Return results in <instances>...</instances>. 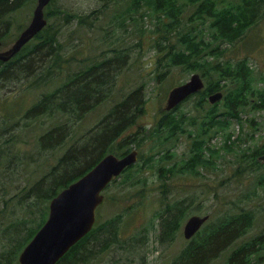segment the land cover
I'll use <instances>...</instances> for the list:
<instances>
[{"label": "trees", "instance_id": "16d2710c", "mask_svg": "<svg viewBox=\"0 0 264 264\" xmlns=\"http://www.w3.org/2000/svg\"><path fill=\"white\" fill-rule=\"evenodd\" d=\"M101 1L106 2V6L110 2H117ZM27 2L28 0H0L2 46L9 29L7 19ZM133 2L139 9L143 7L144 12H152L158 20L156 27L161 26L162 33L166 34L162 36L165 46L162 42L156 44L158 79L165 78L167 73L180 67L186 73H200L203 79L208 80L204 90L183 102L197 100V117L178 115L177 111L182 103L172 111L162 110L155 128L146 130L139 122L146 114L147 103L145 88L140 86L114 103L93 129L76 137V124L112 98L116 81L125 69L127 60L122 62L118 58L103 57L77 72L69 69L66 72L65 65L69 66V59L62 55L63 47L58 41V31L47 25L11 60L0 61V87L5 90L9 88V84L15 83L14 85L19 88L24 81H29V84L32 79H34L32 85L37 87L39 84H46L45 81L49 78L62 77L61 85L53 92L37 98L23 116L27 121L26 128L32 127L35 122L38 124L44 118H67L65 122L57 123L41 134L39 128H34V134H37L38 138L36 145L39 155L36 160V173H39L42 167H47L42 161L44 158L55 156L57 152L62 153L54 163L49 164L46 172L34 184L19 191L9 204L5 202V208L21 210L26 217L12 220L4 230V239L8 243L4 244L3 252L0 250V264H18L21 252L47 221L49 203L64 189L89 173L105 156L114 154L124 157L131 152L133 146L141 148L142 143L147 140H154L161 151L169 142H178L182 135L188 133L189 137L193 138V143L186 160L166 168L165 163L172 161L174 155L170 150L156 153L155 147L148 157L142 156L144 161L146 160L143 167H157L158 178L163 181L160 197L161 208L165 206V209L160 214V241L164 244L172 243L182 227L190 204H186L185 201L167 202V180L180 174H197L201 167L211 165V160L205 156L209 152L207 143L212 137H216L215 134H220L223 129L230 126V118L240 122L241 116L248 112L249 108L256 112L264 110V91L258 88L255 70L250 67L248 59L235 64L216 60L227 51L226 48L222 49L220 44L233 45L243 41L255 26L264 21V0H133ZM189 8L194 12L190 22H198L200 26L198 30L189 29L184 32L182 17ZM97 11L101 12L102 8ZM87 17L78 15L75 18L69 16V19H77V23L81 21L79 24L87 25L89 23ZM5 23L6 30L3 32ZM205 27L209 35L208 40V35L204 32ZM210 57L215 59L211 60ZM218 92H223V99L211 104L209 97ZM252 123L255 124V121ZM197 125L200 127L196 134L188 132L187 126ZM7 126L0 123V137L9 129ZM210 132H213V135ZM251 137L254 139V135ZM232 144L236 145V142L233 141ZM226 148L232 150L231 146ZM245 151L247 152L245 160H249V163L245 167L240 166L242 170H238L237 173L249 175L258 169L263 170L264 164L258 159L264 155V145L249 147ZM211 153L215 154L213 151ZM157 155L160 159L155 160ZM17 157L3 153L0 149V162L6 161L8 166L15 164ZM153 162L156 163L155 166H152ZM136 165L126 169L122 175L133 171ZM144 171L140 169L136 172L138 179L133 185L145 183L141 180ZM117 179L112 183H117ZM257 185L264 187V174L259 177ZM121 220L122 216L105 226L97 228L95 225L58 264H88L96 258L101 252H94L88 245L92 237L95 239L94 245H99V238L96 237L98 230L108 236L103 240L102 251L119 244ZM30 222L32 225H29ZM255 222V213L243 210L235 214L228 213L210 224L206 223L172 264H211L243 239ZM226 264H264V233L230 251Z\"/></svg>", "mask_w": 264, "mask_h": 264}, {"label": "rangeland", "instance_id": "374dc122", "mask_svg": "<svg viewBox=\"0 0 264 264\" xmlns=\"http://www.w3.org/2000/svg\"><path fill=\"white\" fill-rule=\"evenodd\" d=\"M37 4L38 0H28L21 9L7 19L9 29L1 51L10 49L30 25ZM99 8H102L101 12L97 11ZM126 10L132 11L125 12ZM193 14L192 8L184 12L182 17L184 32L189 29L198 30L200 23L190 22ZM78 15L88 16L89 23L81 25L79 24L81 21L77 23V19H69V16L75 18ZM45 18L48 25L58 31V41L63 47L62 55L69 59V66L65 65L66 72L68 69L77 72L86 65L100 61L103 57L118 58L122 62L127 60L125 69L116 81L112 98L76 124V137L93 129L102 121L114 103L140 86L145 88L147 103L146 114L139 122L146 130H153L157 118L166 107L170 91L186 83L193 74H196L186 73L178 67L167 73L165 78L158 79L156 44L162 42L165 46L162 36L166 34L162 33L161 26L156 27L158 23L156 16L152 12H144L143 7L139 9L133 0H117L108 3L107 6L106 2L101 0H52L45 8ZM6 25L5 23L2 28L3 32L6 30ZM204 32L208 35L206 27ZM220 47L226 48L227 51L216 60L235 64L248 59L250 67L255 70L257 86L264 91V21L255 26L243 41L233 45L220 44ZM210 59L215 58L210 57ZM33 81L34 79L29 84V81H24L19 88L14 85L15 83L9 84V88L5 90L0 87V123L7 124L6 128H9L3 137H0V149L3 153L18 156L16 163L9 166L6 161L0 162V250L2 252L5 250L4 244L8 243L4 239V230L12 220L26 217L21 210L5 208V202L9 204L19 191L34 184L46 172L49 164L54 163L62 153L57 152L55 156L44 158L42 161L47 167H42L39 173L35 172L39 155L36 145L38 138L37 134H34V128H39L41 134L57 123L65 122L67 118H44L38 124L35 122L32 127L26 128L27 121L23 118L26 110L32 107L37 98L57 89L62 83V77L49 78L45 81L46 84H39L37 87L32 85ZM204 82L206 84L208 80L204 78ZM26 87L29 89H25ZM196 103L195 99L183 103L177 114L196 118L198 115ZM241 119L238 122L237 119L230 118V126L208 141L209 152L205 156L211 160V165L201 167L197 174H180L167 180V202L185 201L186 204H190L182 227L172 243L164 244L160 241V214L165 209V206L161 208L160 197L163 181L158 178L157 167H143L146 160L144 161L142 156L148 157L153 147L156 153L170 150L174 159L165 163L166 168H170L175 163L187 159L192 149L193 138L186 133L178 142H169L161 151L154 140L145 141L141 148L133 146L131 151L139 152L136 168L128 174L121 175L116 180L117 183L109 186L103 193L104 201L96 212L97 228L122 216L121 239L119 244L102 251L103 240L108 236L98 230L96 237L99 238V245H94L95 239L92 237L88 247L94 252L101 253L88 264H172L190 243V240L184 237V226L188 219L195 215H210L207 224L215 222L228 213L235 214L243 210L252 211L256 215V222L248 234L211 264H226L230 251L264 233V187L257 185L259 177L264 174V169H258L249 175L237 173L238 170H242L240 166L245 167L249 163V160H245L247 155L245 149L264 145V110L256 112L249 108ZM252 121H255V124ZM198 127L200 126H187L188 132L192 131L196 134ZM210 134L213 135V132ZM233 141L236 145L232 144ZM226 146H231L232 150H228ZM212 151L215 154H212ZM158 159L159 156L155 160ZM155 165L156 163L153 162L152 166ZM140 169L145 170L141 179L145 183L133 185L138 179L136 172ZM29 225H32V222ZM132 243L134 244L131 245Z\"/></svg>", "mask_w": 264, "mask_h": 264}, {"label": "water", "instance_id": "95a60500", "mask_svg": "<svg viewBox=\"0 0 264 264\" xmlns=\"http://www.w3.org/2000/svg\"><path fill=\"white\" fill-rule=\"evenodd\" d=\"M51 2L52 0H38L30 25L10 49L0 50V61L11 60L47 27L45 8ZM1 47L0 42V49ZM205 86L201 75L193 74L189 81L170 91L165 110L172 111L204 90ZM223 97V92L215 93L209 97V102L216 104ZM138 159L137 150H132L124 157L109 154L89 173L58 194L50 202L47 221L21 252L19 264H58L95 227L96 212L104 201L103 193L108 186L126 169L137 164ZM259 161L264 163V155L259 157ZM209 220L210 215L189 218L184 226L185 239H193Z\"/></svg>", "mask_w": 264, "mask_h": 264}, {"label": "flooded vegetation", "instance_id": "af4514ba", "mask_svg": "<svg viewBox=\"0 0 264 264\" xmlns=\"http://www.w3.org/2000/svg\"><path fill=\"white\" fill-rule=\"evenodd\" d=\"M258 161H259V159H258ZM261 162V161H260ZM261 163H263V162H261ZM264 164V163H263Z\"/></svg>", "mask_w": 264, "mask_h": 264}, {"label": "bare ground", "instance_id": "6f19581e", "mask_svg": "<svg viewBox=\"0 0 264 264\" xmlns=\"http://www.w3.org/2000/svg\"><path fill=\"white\" fill-rule=\"evenodd\" d=\"M96 166H97V165H96ZM96 166H95V167H96ZM95 167H94V168H95Z\"/></svg>", "mask_w": 264, "mask_h": 264}]
</instances>
